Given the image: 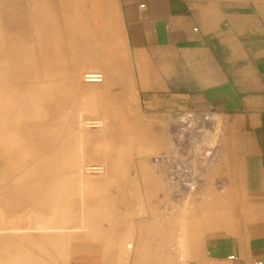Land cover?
<instances>
[{"label":"crops","instance_id":"0c3cea01","mask_svg":"<svg viewBox=\"0 0 264 264\" xmlns=\"http://www.w3.org/2000/svg\"><path fill=\"white\" fill-rule=\"evenodd\" d=\"M118 6L134 66L120 72L124 77L113 94L127 105L134 90L130 83L136 79L141 104L154 123L137 133L144 138L137 159L120 164L117 172L108 155H97L109 170L107 178L95 180L105 189L94 194L96 202L105 197L100 205L108 234L105 264H264V0H118ZM37 19L38 12L32 11L29 21L19 19L12 33L36 30ZM70 25L75 31L70 42L75 65L96 63L90 17L80 13ZM38 28L39 42L47 41L50 32ZM62 60L48 50L43 53L45 68ZM32 97L33 92L26 95L30 101ZM172 110L215 111L223 120L216 158L198 191L181 201L165 182L164 167L153 161V155L172 149L171 138L165 139L157 124L168 122ZM82 116L79 113V124ZM91 158L83 155L82 161ZM63 193L46 205H56L61 215L28 214L15 219L27 227H0V237L6 232L24 234L22 240L30 245L35 242L31 233L43 234L38 236L45 241L39 254L32 245L29 251L18 248L16 258L31 261L34 256L40 264H64L59 233L85 230L94 218L66 224ZM79 208L84 215L89 211L84 190ZM76 233L77 247L98 235L96 230L87 236Z\"/></svg>","mask_w":264,"mask_h":264},{"label":"rangeland","instance_id":"374dc122","mask_svg":"<svg viewBox=\"0 0 264 264\" xmlns=\"http://www.w3.org/2000/svg\"><path fill=\"white\" fill-rule=\"evenodd\" d=\"M32 11L40 16L37 29L32 31L28 27L12 33L11 28L15 29L19 19L29 21ZM83 12L91 20L94 32L91 46L96 63L86 61L79 66L72 60L74 47L70 42L75 31L70 23ZM5 14L13 18L7 20ZM39 26L51 34L42 43L38 40L42 34ZM124 39L118 0H0V227H27L29 224H18L20 222L15 219L28 214L50 218L61 215L56 205L53 209L46 205L53 200L55 203L64 192L66 224L75 225L86 216L94 218L85 230L59 233L63 235L60 254L64 264L108 262L104 256L108 252L106 215L100 207L105 197H99L96 202L94 194L98 189H105V185L95 180L107 178L109 170L97 155H108V161L115 164L114 173L117 172L120 164L127 166L137 159L144 141L137 133H143L154 123L141 104L136 79L130 83L134 90L129 91L127 105L113 94L124 77L120 72L134 66ZM46 50L60 55L62 63L45 68L42 57ZM109 71L114 73L110 75ZM87 72L103 73L105 82L85 83L83 75ZM105 85L108 86L91 89ZM31 92L30 101L26 95ZM79 113L84 121H103V127L83 125L80 128ZM170 117L168 115V119ZM170 120L157 123L169 140ZM83 155L92 158L82 161ZM89 166H103L105 172L89 173L86 171ZM81 190H84L86 209H89L85 215L79 208ZM94 230L98 232L95 238L87 241L84 247L75 246L77 231L87 236ZM22 235L12 232L1 235L0 263H41L34 256L31 261L16 258V252L18 248L22 252L29 251L26 248L34 245L37 249L33 253L39 254V247L45 241L38 236L43 234L31 233L35 241L31 245L22 240ZM90 244L94 248L90 249ZM89 254H93V258Z\"/></svg>","mask_w":264,"mask_h":264},{"label":"built area","instance_id":"2783aa9c","mask_svg":"<svg viewBox=\"0 0 264 264\" xmlns=\"http://www.w3.org/2000/svg\"><path fill=\"white\" fill-rule=\"evenodd\" d=\"M83 80L88 84H101L103 73L87 72ZM170 120L169 134L172 149L158 155L153 161L164 167V180L173 191L176 201L194 195L203 182L210 163L216 158L223 133V120L215 111H178ZM87 126L101 128V120L87 121ZM89 173L103 174L101 166H92ZM232 256L230 259H234Z\"/></svg>","mask_w":264,"mask_h":264},{"label":"bare ground","instance_id":"6f19581e","mask_svg":"<svg viewBox=\"0 0 264 264\" xmlns=\"http://www.w3.org/2000/svg\"><path fill=\"white\" fill-rule=\"evenodd\" d=\"M104 82H105V80H104ZM104 82H103V83H104ZM102 123H103V121H102ZM87 124H88V122H87L86 120L84 121V119L82 118V120L80 121L79 126L82 127L83 125L86 126ZM91 167H92V166L87 167V168H86V171H88ZM101 167H103V166H101ZM103 169H104V172H105V168H104V167H103ZM104 172H103V173H104Z\"/></svg>","mask_w":264,"mask_h":264},{"label":"water","instance_id":"95a60500","mask_svg":"<svg viewBox=\"0 0 264 264\" xmlns=\"http://www.w3.org/2000/svg\"><path fill=\"white\" fill-rule=\"evenodd\" d=\"M180 113L178 112V111H174V112H172V113H170V115H171V119L172 118H176L178 115H179Z\"/></svg>","mask_w":264,"mask_h":264}]
</instances>
